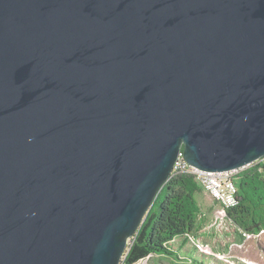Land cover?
I'll list each match as a JSON object with an SVG mask.
<instances>
[{
    "label": "water",
    "instance_id": "1",
    "mask_svg": "<svg viewBox=\"0 0 264 264\" xmlns=\"http://www.w3.org/2000/svg\"><path fill=\"white\" fill-rule=\"evenodd\" d=\"M180 152L264 157V0H0V264H120Z\"/></svg>",
    "mask_w": 264,
    "mask_h": 264
},
{
    "label": "trees",
    "instance_id": "2",
    "mask_svg": "<svg viewBox=\"0 0 264 264\" xmlns=\"http://www.w3.org/2000/svg\"><path fill=\"white\" fill-rule=\"evenodd\" d=\"M236 177L235 202L223 207L194 174L170 175L130 237L121 264H136L149 255L165 256L176 264H235L233 258L218 259L199 249L219 235L224 245L234 239L238 230L250 235L264 231V157L239 169ZM203 206L211 211L224 209L225 218L217 232L199 230L211 221Z\"/></svg>",
    "mask_w": 264,
    "mask_h": 264
},
{
    "label": "rangeland",
    "instance_id": "3",
    "mask_svg": "<svg viewBox=\"0 0 264 264\" xmlns=\"http://www.w3.org/2000/svg\"><path fill=\"white\" fill-rule=\"evenodd\" d=\"M219 202L221 206L226 207L221 201ZM203 203L204 202H202V205ZM203 209L205 216H210L211 221H206L199 230L202 232H217L220 221L225 218L224 209L221 208L220 211L212 209L211 211L209 210L210 208L208 209L206 206H203ZM219 236L217 240L213 238L211 243L200 246V252L205 255H212L218 259L233 258L236 261L235 264H264V231L257 235H250L238 230V234L234 235V239L224 245H222L223 239ZM129 241L130 238L127 241V245ZM136 264L176 263L165 256L149 255Z\"/></svg>",
    "mask_w": 264,
    "mask_h": 264
},
{
    "label": "built area",
    "instance_id": "4",
    "mask_svg": "<svg viewBox=\"0 0 264 264\" xmlns=\"http://www.w3.org/2000/svg\"><path fill=\"white\" fill-rule=\"evenodd\" d=\"M178 172L194 174L226 207L234 204L236 193V173L238 170L229 172H204L191 167L183 158L182 153L178 154L173 164L171 175ZM127 249V247H126ZM122 259V257H121Z\"/></svg>",
    "mask_w": 264,
    "mask_h": 264
}]
</instances>
